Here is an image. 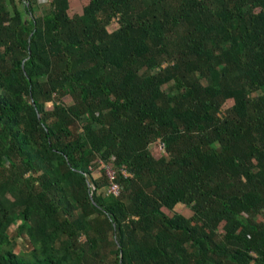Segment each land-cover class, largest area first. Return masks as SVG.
<instances>
[{"label":"trees","instance_id":"1","mask_svg":"<svg viewBox=\"0 0 264 264\" xmlns=\"http://www.w3.org/2000/svg\"><path fill=\"white\" fill-rule=\"evenodd\" d=\"M77 1L0 0V264H264V0Z\"/></svg>","mask_w":264,"mask_h":264},{"label":"rangeland","instance_id":"2","mask_svg":"<svg viewBox=\"0 0 264 264\" xmlns=\"http://www.w3.org/2000/svg\"><path fill=\"white\" fill-rule=\"evenodd\" d=\"M84 2H86V1H84ZM84 2H82V3L84 4ZM82 3L79 2V1H77V0H72V4H73V8H72L73 16H74V15H77V14H80L79 12L81 11V8H82V6H83ZM47 8H48V5H47L46 3H41V5H40V9H41V10H46ZM123 23H124L125 25H127L128 27H130V28L134 26V22H132V21H130V22L123 21ZM119 27H120V22L116 21V22H114V23L109 27V30H110V31H114V30L118 29ZM52 29H53V24L48 22L47 25H46V29H45L46 37H47L48 39H51ZM131 77H132L131 75H128V76L126 77V76H125V73H123V74L120 76V78H119L118 81H120V80H130ZM121 82H122V81H121ZM61 85H62V82H61V83H57V84L55 85V88L58 89V88L61 87ZM246 93L248 94L247 91H246ZM77 99H78V95H77L75 92H72V95H71L70 97L68 96V97L66 98L68 104H73V102L76 101ZM38 100H39L40 102H43V101H44V98L41 96ZM181 118L186 119V118H187V115H186V114H181ZM154 152H155V154H156L157 156H159V157H161L162 154H163L162 150H161L158 146H156V147L154 148ZM183 210H184V208L182 207V211H183ZM184 212H185V211H184Z\"/></svg>","mask_w":264,"mask_h":264},{"label":"built area","instance_id":"3","mask_svg":"<svg viewBox=\"0 0 264 264\" xmlns=\"http://www.w3.org/2000/svg\"><path fill=\"white\" fill-rule=\"evenodd\" d=\"M120 172L126 178H133V177H135V174L129 173L125 167H123L120 170ZM115 174H116L115 171H112L110 168H108V177H109L110 180L114 181ZM119 195H120V187H119L118 184L113 183V185L110 187V189L108 191V196H111L114 200H116Z\"/></svg>","mask_w":264,"mask_h":264}]
</instances>
